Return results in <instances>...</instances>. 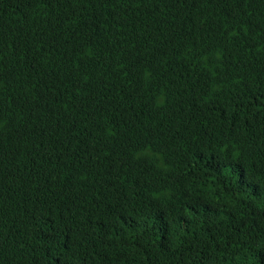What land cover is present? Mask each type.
I'll list each match as a JSON object with an SVG mask.
<instances>
[{
    "label": "trees",
    "instance_id": "16d2710c",
    "mask_svg": "<svg viewBox=\"0 0 264 264\" xmlns=\"http://www.w3.org/2000/svg\"><path fill=\"white\" fill-rule=\"evenodd\" d=\"M18 4L0 12V264L262 258L264 0ZM238 76L240 102H220ZM211 125L251 153L213 151ZM129 146L137 166L117 173ZM217 199L228 209L214 217ZM172 201L196 222L158 241L147 217Z\"/></svg>",
    "mask_w": 264,
    "mask_h": 264
},
{
    "label": "clouds",
    "instance_id": "9594fccd",
    "mask_svg": "<svg viewBox=\"0 0 264 264\" xmlns=\"http://www.w3.org/2000/svg\"><path fill=\"white\" fill-rule=\"evenodd\" d=\"M20 0H0V12L2 14H7L13 11L19 5L18 2ZM0 56L9 57L10 53L6 56L5 52L0 48ZM244 76L234 77L233 81L223 92L220 102H228L230 104L234 102H240L235 96H231L230 90L237 93V89L242 84ZM263 123V122H262ZM202 135L208 140L210 148L219 154H224L229 157H237L244 156L251 153V144L250 140L246 139L244 143L240 140L239 132H227L221 129V127L217 125L204 126L201 129ZM13 134L10 128L7 126L4 130V140L5 143L9 142L12 138ZM102 140V139H101ZM103 143V142H102ZM107 148L111 146L107 145ZM263 145L261 146V149ZM245 147V148H243ZM123 150L116 152V161H112L113 169L117 171V173H121L120 170H127V172L133 170L137 166L138 155L132 146L128 148L120 147ZM91 150V149H90ZM100 156V155H99ZM101 157V156H100ZM90 156L88 154L87 157V167L90 164ZM108 162H104L102 165L107 164ZM141 193L137 195H142V197L135 196L134 199L136 203L140 206L143 205L144 201L148 198L151 192H144V190H140ZM135 194V193H134ZM194 206V205H193ZM210 209L212 210V214L214 217L223 216L222 212L227 211V207L223 202H220L219 199L213 200L212 205H210ZM203 212L204 210H199ZM197 213V209L191 207H181L176 206L174 201L167 203L165 207L153 212L151 215L147 217L149 228L155 234H151L158 241H166L170 240V236H179L185 234L186 236L191 232L196 221H192ZM161 218L160 223H156L157 219ZM244 264H264V256L261 257H253V259L247 258Z\"/></svg>",
    "mask_w": 264,
    "mask_h": 264
}]
</instances>
